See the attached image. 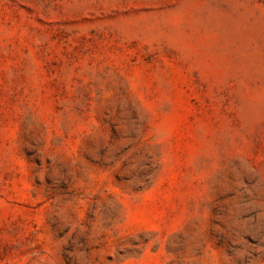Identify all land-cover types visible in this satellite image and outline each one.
I'll return each mask as SVG.
<instances>
[{
    "label": "rangeland",
    "instance_id": "1",
    "mask_svg": "<svg viewBox=\"0 0 264 264\" xmlns=\"http://www.w3.org/2000/svg\"><path fill=\"white\" fill-rule=\"evenodd\" d=\"M0 264H264V0H0Z\"/></svg>",
    "mask_w": 264,
    "mask_h": 264
}]
</instances>
